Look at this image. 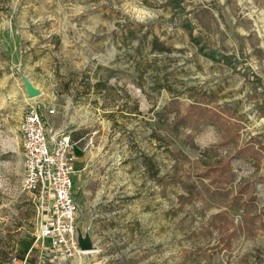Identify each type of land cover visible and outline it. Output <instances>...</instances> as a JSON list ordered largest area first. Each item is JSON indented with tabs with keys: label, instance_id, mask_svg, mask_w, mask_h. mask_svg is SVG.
I'll return each instance as SVG.
<instances>
[{
	"label": "rangeland",
	"instance_id": "1",
	"mask_svg": "<svg viewBox=\"0 0 264 264\" xmlns=\"http://www.w3.org/2000/svg\"><path fill=\"white\" fill-rule=\"evenodd\" d=\"M262 85L264 0H0V264H264ZM30 104L77 142L85 254L39 243Z\"/></svg>",
	"mask_w": 264,
	"mask_h": 264
},
{
	"label": "built area",
	"instance_id": "2",
	"mask_svg": "<svg viewBox=\"0 0 264 264\" xmlns=\"http://www.w3.org/2000/svg\"><path fill=\"white\" fill-rule=\"evenodd\" d=\"M20 141L24 166L21 187L32 196L39 217V243L46 241L43 247L57 258L68 259L80 249L74 189L77 142L70 134L47 128L34 104L23 112ZM13 262L26 264L16 255Z\"/></svg>",
	"mask_w": 264,
	"mask_h": 264
},
{
	"label": "trees",
	"instance_id": "3",
	"mask_svg": "<svg viewBox=\"0 0 264 264\" xmlns=\"http://www.w3.org/2000/svg\"><path fill=\"white\" fill-rule=\"evenodd\" d=\"M181 5V4H180ZM201 50L204 52V53H206V54H210L213 58H215V59H222V60H226V61H229V62H231L232 61V63H233V65L235 66V67H237L239 64H240V62H239V60L235 57V58H233V57H231V56H228V55H225V54H223V53H220V52H218V51H216V50H213L212 48H210V47H206V46H204V45H202L201 46ZM234 59V60H233ZM255 78V80H259L256 76L254 77ZM261 87V92H262V96H263V99H264V86L262 85V86H260ZM223 165H224V167H227V168H231V163H230V161L229 160H226L225 162H223ZM221 168H223V167H221ZM220 168V169H221Z\"/></svg>",
	"mask_w": 264,
	"mask_h": 264
},
{
	"label": "water",
	"instance_id": "4",
	"mask_svg": "<svg viewBox=\"0 0 264 264\" xmlns=\"http://www.w3.org/2000/svg\"><path fill=\"white\" fill-rule=\"evenodd\" d=\"M27 88L29 94L37 93V89L34 86H32L30 83H27ZM78 243L81 249L86 250L93 248V243L91 242L90 237L88 235H83V233L80 231L79 228H78Z\"/></svg>",
	"mask_w": 264,
	"mask_h": 264
},
{
	"label": "bare ground",
	"instance_id": "5",
	"mask_svg": "<svg viewBox=\"0 0 264 264\" xmlns=\"http://www.w3.org/2000/svg\"><path fill=\"white\" fill-rule=\"evenodd\" d=\"M78 252L80 253V254H85V253H87V252H90V250L89 249H86V250H84V249H79L78 250ZM77 264H82V256L81 257H78V259H77Z\"/></svg>",
	"mask_w": 264,
	"mask_h": 264
},
{
	"label": "crops",
	"instance_id": "6",
	"mask_svg": "<svg viewBox=\"0 0 264 264\" xmlns=\"http://www.w3.org/2000/svg\"><path fill=\"white\" fill-rule=\"evenodd\" d=\"M43 117L46 119L45 115H43ZM46 122H47V120H46ZM75 152H77V147H76V150H75ZM76 155H77V153H76Z\"/></svg>",
	"mask_w": 264,
	"mask_h": 264
}]
</instances>
